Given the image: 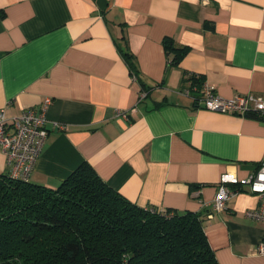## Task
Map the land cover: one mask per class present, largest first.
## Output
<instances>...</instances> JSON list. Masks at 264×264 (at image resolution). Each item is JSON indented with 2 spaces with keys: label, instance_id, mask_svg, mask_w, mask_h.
Masks as SVG:
<instances>
[{
  "label": "crops",
  "instance_id": "1",
  "mask_svg": "<svg viewBox=\"0 0 264 264\" xmlns=\"http://www.w3.org/2000/svg\"><path fill=\"white\" fill-rule=\"evenodd\" d=\"M164 37L190 49L167 72ZM121 38L150 90L140 102ZM190 75L224 99L264 97V0H0V109L11 118L51 99L30 181L56 188L86 162L140 207L203 213L219 264H264V222L245 216L258 198L212 209L223 173L243 179L264 161V121L195 104Z\"/></svg>",
  "mask_w": 264,
  "mask_h": 264
},
{
  "label": "trees",
  "instance_id": "2",
  "mask_svg": "<svg viewBox=\"0 0 264 264\" xmlns=\"http://www.w3.org/2000/svg\"><path fill=\"white\" fill-rule=\"evenodd\" d=\"M203 27L213 29L207 22ZM162 46L166 72L190 50L170 37L163 38ZM116 47L147 96L149 87L141 81L125 39ZM188 80L197 104L203 79L190 75ZM245 118L260 120L255 115ZM202 216L140 207L107 185L86 162L53 189L0 173V264H219Z\"/></svg>",
  "mask_w": 264,
  "mask_h": 264
},
{
  "label": "built area",
  "instance_id": "3",
  "mask_svg": "<svg viewBox=\"0 0 264 264\" xmlns=\"http://www.w3.org/2000/svg\"><path fill=\"white\" fill-rule=\"evenodd\" d=\"M201 93L200 102L206 110L237 117L255 115L264 121L262 96L248 94L224 99L219 97L212 87L205 84ZM145 96L146 93L140 91L139 101ZM50 103L51 99L45 98L37 109H27L19 116L11 118L5 116V109H0V154L7 169L6 174L11 179L22 181L30 179L48 136L46 114ZM131 112L116 111V115L127 119ZM53 127L58 130L63 128L57 124ZM242 191L255 195L259 201L258 206L247 211L245 216L254 221L264 222V161L256 171L243 179H239L234 173H223L217 186L212 209L217 212L223 211L225 202L232 195ZM257 252L259 255H264V242L258 245Z\"/></svg>",
  "mask_w": 264,
  "mask_h": 264
},
{
  "label": "bare ground",
  "instance_id": "4",
  "mask_svg": "<svg viewBox=\"0 0 264 264\" xmlns=\"http://www.w3.org/2000/svg\"><path fill=\"white\" fill-rule=\"evenodd\" d=\"M202 1V0H201ZM210 1V0H209ZM206 5V4H205ZM139 84V83H138ZM139 86H141V85H139ZM145 87V86H144ZM197 88V87H196ZM198 88H200V87H198ZM140 90V89H139ZM138 90V91H139ZM144 90V89H143ZM146 90V89H145ZM197 90H199V89H197ZM143 92V91H142ZM193 92H195V91H193ZM197 92V91H196ZM199 102H200V100H199ZM7 175V174H6ZM18 181H20V180H18ZM25 182V181H24ZM53 189V188H52ZM248 219V218H247ZM259 222V221H258Z\"/></svg>",
  "mask_w": 264,
  "mask_h": 264
},
{
  "label": "rangeland",
  "instance_id": "5",
  "mask_svg": "<svg viewBox=\"0 0 264 264\" xmlns=\"http://www.w3.org/2000/svg\"><path fill=\"white\" fill-rule=\"evenodd\" d=\"M0 162H1V158H0Z\"/></svg>",
  "mask_w": 264,
  "mask_h": 264
}]
</instances>
